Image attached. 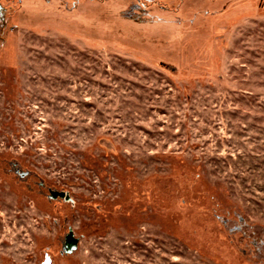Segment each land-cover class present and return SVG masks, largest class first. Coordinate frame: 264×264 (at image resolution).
<instances>
[{
    "label": "rangeland",
    "instance_id": "374dc122",
    "mask_svg": "<svg viewBox=\"0 0 264 264\" xmlns=\"http://www.w3.org/2000/svg\"><path fill=\"white\" fill-rule=\"evenodd\" d=\"M46 257L264 264V0H0V264Z\"/></svg>",
    "mask_w": 264,
    "mask_h": 264
},
{
    "label": "water",
    "instance_id": "95a60500",
    "mask_svg": "<svg viewBox=\"0 0 264 264\" xmlns=\"http://www.w3.org/2000/svg\"><path fill=\"white\" fill-rule=\"evenodd\" d=\"M56 195H59V197L67 199L65 193H58ZM75 244H76V240L73 238L72 233L70 232L65 239L64 247H65L66 252L68 253L72 251L75 248ZM50 263H51L50 258L46 257L45 261L42 264H50Z\"/></svg>",
    "mask_w": 264,
    "mask_h": 264
},
{
    "label": "flooded vegetation",
    "instance_id": "af4514ba",
    "mask_svg": "<svg viewBox=\"0 0 264 264\" xmlns=\"http://www.w3.org/2000/svg\"><path fill=\"white\" fill-rule=\"evenodd\" d=\"M56 194H58V193H54V194H52V196H57V197H59V195H56Z\"/></svg>",
    "mask_w": 264,
    "mask_h": 264
}]
</instances>
